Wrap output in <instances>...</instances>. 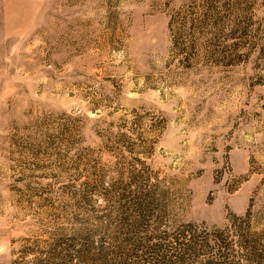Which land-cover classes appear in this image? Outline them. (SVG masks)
<instances>
[{"label": "rangeland", "instance_id": "1", "mask_svg": "<svg viewBox=\"0 0 264 264\" xmlns=\"http://www.w3.org/2000/svg\"><path fill=\"white\" fill-rule=\"evenodd\" d=\"M206 261L264 264V0H0V264Z\"/></svg>", "mask_w": 264, "mask_h": 264}, {"label": "trees", "instance_id": "2", "mask_svg": "<svg viewBox=\"0 0 264 264\" xmlns=\"http://www.w3.org/2000/svg\"><path fill=\"white\" fill-rule=\"evenodd\" d=\"M222 240H223V239L221 238V241H222ZM243 241H244L246 244H248V247L250 248V246H249V245H250V244H249L250 242H249L248 240H243ZM254 250H255V245L251 247V251L253 252ZM204 264H213V263H212V261H206V263H204Z\"/></svg>", "mask_w": 264, "mask_h": 264}]
</instances>
